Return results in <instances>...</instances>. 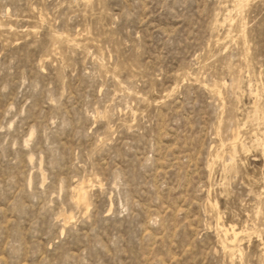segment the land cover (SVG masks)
Returning a JSON list of instances; mask_svg holds the SVG:
<instances>
[{
	"label": "rangeland",
	"instance_id": "1",
	"mask_svg": "<svg viewBox=\"0 0 264 264\" xmlns=\"http://www.w3.org/2000/svg\"><path fill=\"white\" fill-rule=\"evenodd\" d=\"M0 264H264V0H0Z\"/></svg>",
	"mask_w": 264,
	"mask_h": 264
},
{
	"label": "bare ground",
	"instance_id": "2",
	"mask_svg": "<svg viewBox=\"0 0 264 264\" xmlns=\"http://www.w3.org/2000/svg\"><path fill=\"white\" fill-rule=\"evenodd\" d=\"M84 195V194H83ZM83 197V196H82ZM85 197V196H84ZM81 200H83V198L81 199ZM232 232H234V234L237 236L239 233L234 229V227H232ZM225 233H226V231H224ZM227 232H229L228 231V229H227ZM229 235V234H228ZM227 236V235H226Z\"/></svg>",
	"mask_w": 264,
	"mask_h": 264
}]
</instances>
